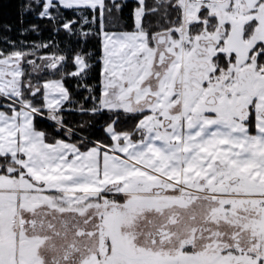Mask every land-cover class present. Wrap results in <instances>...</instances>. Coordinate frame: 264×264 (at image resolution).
<instances>
[{"label": "snow or ice", "instance_id": "6c2138e0", "mask_svg": "<svg viewBox=\"0 0 264 264\" xmlns=\"http://www.w3.org/2000/svg\"><path fill=\"white\" fill-rule=\"evenodd\" d=\"M28 12L52 27L0 36V264H264V0Z\"/></svg>", "mask_w": 264, "mask_h": 264}, {"label": "trees", "instance_id": "16d2710c", "mask_svg": "<svg viewBox=\"0 0 264 264\" xmlns=\"http://www.w3.org/2000/svg\"><path fill=\"white\" fill-rule=\"evenodd\" d=\"M28 0H0V36H10L13 40H31V41H41L49 38L51 33V24L48 23L47 20L37 19L31 12L24 13L21 17V5L27 3ZM131 2V0H130ZM129 8L125 9V13L129 12ZM21 19H23V24L20 23ZM31 24H36L40 28V35H37L33 32H28L24 36L18 35V30L21 27L28 28ZM4 25H11L12 31L5 32ZM57 39L61 42L65 39V34L63 32L57 37ZM6 47L2 41H0V48ZM61 47H63V43H61ZM75 80L69 79L66 81V86L70 89L74 88ZM69 121H79L88 119V117H81L78 115H72L68 117ZM106 116H102L98 119L96 127L94 129L95 135H101L100 125L104 123ZM37 126L42 128H52V122H49L45 119H38Z\"/></svg>", "mask_w": 264, "mask_h": 264}, {"label": "rangeland", "instance_id": "374dc122", "mask_svg": "<svg viewBox=\"0 0 264 264\" xmlns=\"http://www.w3.org/2000/svg\"><path fill=\"white\" fill-rule=\"evenodd\" d=\"M53 123V122H52Z\"/></svg>", "mask_w": 264, "mask_h": 264}]
</instances>
